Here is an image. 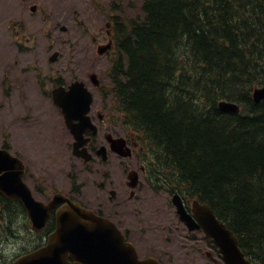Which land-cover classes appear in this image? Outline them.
I'll list each match as a JSON object with an SVG mask.
<instances>
[{
  "label": "trees",
  "instance_id": "16d2710c",
  "mask_svg": "<svg viewBox=\"0 0 264 264\" xmlns=\"http://www.w3.org/2000/svg\"><path fill=\"white\" fill-rule=\"evenodd\" d=\"M141 11L113 19L107 91L121 123L154 155L155 187L208 205L264 264V100L252 98L264 0H142Z\"/></svg>",
  "mask_w": 264,
  "mask_h": 264
},
{
  "label": "flooded vegetation",
  "instance_id": "af4514ba",
  "mask_svg": "<svg viewBox=\"0 0 264 264\" xmlns=\"http://www.w3.org/2000/svg\"><path fill=\"white\" fill-rule=\"evenodd\" d=\"M20 1L26 3V0ZM107 25L110 26L109 23ZM22 32L21 29L15 31L17 38L13 42L26 49L32 40L26 38L22 41L24 38ZM106 33L105 43L97 42L95 38L93 42L97 46L96 50L110 53L111 33L109 31ZM56 53L59 56V53ZM57 60L58 57L42 65L33 57L23 58L16 62L13 77H9L4 72V81L8 82L9 93L14 91L20 96L49 97L51 100L54 89L60 87L64 94V90L67 91L73 82L83 83L92 94L88 117L95 127V132L83 134V137L88 140L85 144L86 151L92 159L85 162L83 158L74 155V137L66 127L65 118L58 107L54 106V110L50 111L49 114L53 118L50 122L46 121L48 117L46 112L33 111L29 119L27 116L29 122L19 129V140L30 145L35 143L36 147L45 146V153H47H33L29 148L25 151L28 156H22L19 153H12L7 145H3L2 148L22 162L21 182L32 200L40 206L36 214L31 216L23 200L25 195L21 199L13 197L12 194L0 192V264H14L19 258L46 248L59 229L58 215L64 211L67 200L114 223L125 236L126 242L134 246L138 260L153 258L159 264H167L163 258L151 254L142 255L131 239L130 231L122 227L124 218L122 206L127 203V199L132 200L138 197L143 180L147 182L149 177L154 176L153 169L147 170L144 165L146 159L144 160L140 154L136 153L140 144L128 131L124 132L123 136L117 135L115 104L110 98L108 100L107 85H103L102 79L95 73H87L83 74L85 76L81 79L73 78L67 81L64 75L68 73V68L64 67V58L60 68L55 66ZM94 92L98 96V103L94 101ZM74 123L77 124L78 120L75 119ZM118 138L124 140L125 148H130V157L122 158L112 150L111 140ZM69 139H71V145L68 144ZM64 143L66 150L71 151L72 164L70 165H68V152L64 153ZM101 148H104V151L98 154ZM124 159L129 160V163L124 173L125 179H120L117 177L116 168L117 165L123 164ZM117 161H119L118 164ZM122 180L124 184L122 193L110 187ZM133 184L136 186L131 188L130 185ZM116 199H119L118 203L115 202ZM183 203L186 213L193 217L192 201L184 200ZM181 224L187 232H191L184 222ZM192 232L202 233L204 241L212 251L205 253L208 264H221L218 248L204 236L203 231ZM57 240L59 242L56 247L60 248V255L64 260V234L58 236ZM166 257L169 256L166 255ZM67 261L69 264H74L71 258H67Z\"/></svg>",
  "mask_w": 264,
  "mask_h": 264
},
{
  "label": "rangeland",
  "instance_id": "374dc122",
  "mask_svg": "<svg viewBox=\"0 0 264 264\" xmlns=\"http://www.w3.org/2000/svg\"><path fill=\"white\" fill-rule=\"evenodd\" d=\"M31 5L37 6L36 13L29 11ZM141 5L142 0H26V3L20 0H0V147L7 145L12 153L22 156H28L25 151L29 148L33 153L46 154L45 146L36 147L35 143L30 145L20 141L19 129L29 122L27 116L29 119L33 111L46 112V121H53L49 113L54 110L49 97L20 96L14 91L9 93L4 72L13 77L14 66L21 59L33 57L45 65L49 57L58 52L55 66L60 68L64 58V67L68 68V73L64 75L67 81L81 79L85 76L83 74L96 73L103 85L108 87L111 54L98 55L93 39L105 43L106 32H113L112 24L116 17L142 18ZM20 29L24 35L22 41L26 38L32 40L26 49L13 42L17 38L15 31ZM109 98L115 104L111 94H108ZM94 101L98 103L96 92ZM116 116L118 125L115 131L117 135L123 136L121 116L117 113ZM68 144L71 145V139ZM141 147L146 159L144 165L147 170H151L153 167L148 157L153 154L145 146ZM65 152H68L70 165L71 151L66 150L64 143ZM122 163L117 165L116 174L118 178L125 179L129 160L124 159ZM68 169L70 171V166ZM123 186L122 180L110 187L122 193ZM118 201L116 199L115 202ZM122 213V227L130 231V237L142 255L151 254L163 258L167 264H208L205 253L212 251L204 241L203 234L187 232L175 214L171 195L164 188L155 187L154 178L149 182L143 180L138 197L127 199V203L122 206Z\"/></svg>",
  "mask_w": 264,
  "mask_h": 264
},
{
  "label": "water",
  "instance_id": "95a60500",
  "mask_svg": "<svg viewBox=\"0 0 264 264\" xmlns=\"http://www.w3.org/2000/svg\"><path fill=\"white\" fill-rule=\"evenodd\" d=\"M31 10L35 9L32 7ZM55 57L56 54L51 60L53 61ZM252 96L255 103L263 101L264 86L255 88ZM91 101V94L82 83H73L64 94L61 88L53 91V102L61 108L67 128L74 136V154L83 157L86 161L90 160L86 151L77 150L87 142L83 138L84 132L94 131L87 117ZM218 106L223 112L239 111L236 104L226 101L220 102ZM75 119L79 120L78 124L73 123ZM122 148L121 139L112 141L113 151L123 157L129 156L130 152ZM22 173L23 166L20 160L12 157L7 150L0 149V192L21 199L25 195L23 200L28 213L32 216L36 214L40 204L29 196L28 190L21 182ZM131 186L134 187L135 184ZM66 202L64 211L58 215L59 229L49 245L19 258L14 264H63V262L69 264L67 258H71L74 264H159L153 258L139 261L134 246L126 242L125 237L112 222L94 215L92 211L78 204L68 200ZM172 203L180 220L190 231L202 228L205 235L213 240L225 264H251L240 250L237 238L215 217L214 212L207 205L195 201L192 207L194 218H192L186 213L179 195L173 196ZM61 234H64V260L60 255V248L56 247L59 242L57 237Z\"/></svg>",
  "mask_w": 264,
  "mask_h": 264
},
{
  "label": "bare ground",
  "instance_id": "6f19581e",
  "mask_svg": "<svg viewBox=\"0 0 264 264\" xmlns=\"http://www.w3.org/2000/svg\"><path fill=\"white\" fill-rule=\"evenodd\" d=\"M188 80V79H187ZM250 109V108H249Z\"/></svg>",
  "mask_w": 264,
  "mask_h": 264
}]
</instances>
